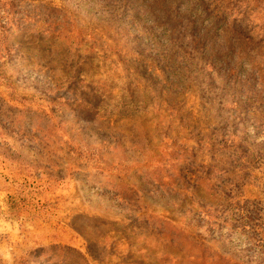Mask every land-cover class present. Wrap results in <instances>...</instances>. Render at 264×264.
Masks as SVG:
<instances>
[{"label": "rangeland", "instance_id": "374dc122", "mask_svg": "<svg viewBox=\"0 0 264 264\" xmlns=\"http://www.w3.org/2000/svg\"><path fill=\"white\" fill-rule=\"evenodd\" d=\"M0 193L18 264H264V0H0Z\"/></svg>", "mask_w": 264, "mask_h": 264}, {"label": "clouds", "instance_id": "9594fccd", "mask_svg": "<svg viewBox=\"0 0 264 264\" xmlns=\"http://www.w3.org/2000/svg\"><path fill=\"white\" fill-rule=\"evenodd\" d=\"M5 194L0 193V264H18L17 248L25 232L34 225L24 217H15L4 203Z\"/></svg>", "mask_w": 264, "mask_h": 264}]
</instances>
